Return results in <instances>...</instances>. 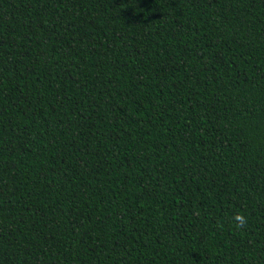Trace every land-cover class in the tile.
<instances>
[{
    "label": "trees",
    "instance_id": "obj_1",
    "mask_svg": "<svg viewBox=\"0 0 264 264\" xmlns=\"http://www.w3.org/2000/svg\"><path fill=\"white\" fill-rule=\"evenodd\" d=\"M0 264H264V0H0Z\"/></svg>",
    "mask_w": 264,
    "mask_h": 264
},
{
    "label": "clouds",
    "instance_id": "obj_2",
    "mask_svg": "<svg viewBox=\"0 0 264 264\" xmlns=\"http://www.w3.org/2000/svg\"><path fill=\"white\" fill-rule=\"evenodd\" d=\"M235 220L238 221L239 224H241V225L245 223V218L243 216H240V215L236 216Z\"/></svg>",
    "mask_w": 264,
    "mask_h": 264
}]
</instances>
